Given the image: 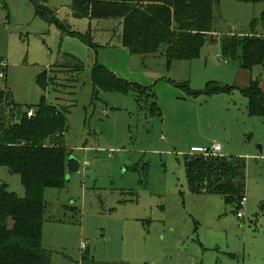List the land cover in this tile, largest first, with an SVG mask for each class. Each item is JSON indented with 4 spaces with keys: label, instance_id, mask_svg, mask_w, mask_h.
<instances>
[{
    "label": "rangeland",
    "instance_id": "rangeland-1",
    "mask_svg": "<svg viewBox=\"0 0 264 264\" xmlns=\"http://www.w3.org/2000/svg\"><path fill=\"white\" fill-rule=\"evenodd\" d=\"M70 5L0 0L1 84L23 108H34L43 96L65 109L63 144L80 163L77 173L65 174L63 187L42 191L41 244L51 263L264 264V118L248 113L247 99L236 89L193 96L180 86L201 92L208 83L236 85L241 48L228 56L221 41L250 30L264 2L218 0L214 40L210 36L196 59L169 65L161 53L122 49L116 20L74 18ZM37 7L50 17L37 14ZM88 27L97 51L70 34ZM71 57L83 66L80 72ZM95 60L121 78L152 86L159 115L149 112L145 97L94 91ZM251 70L264 81V66ZM41 72L45 89L37 83ZM213 143L220 144L219 155L244 160L246 201L240 209L188 186L185 156ZM8 173L2 169L8 190L23 197L19 175Z\"/></svg>",
    "mask_w": 264,
    "mask_h": 264
},
{
    "label": "trees",
    "instance_id": "trees-1",
    "mask_svg": "<svg viewBox=\"0 0 264 264\" xmlns=\"http://www.w3.org/2000/svg\"><path fill=\"white\" fill-rule=\"evenodd\" d=\"M252 4L264 0H238ZM218 0H71L70 10L74 18L90 20L113 19L118 21L119 31L114 35L118 43L130 54L141 56L161 53L167 65L173 60L196 59L202 46L211 41L213 7ZM37 7V14L49 18L50 14ZM53 20L52 18H50ZM264 29V10L250 22L247 35H228L221 41L222 51L235 57L241 48L240 66L251 70L254 65L264 66V36L256 27ZM64 29L63 24H60ZM90 27V26H89ZM84 33L71 31L88 47L97 51L90 28ZM74 71L83 66L74 57ZM1 66V65H0ZM3 71V72H2ZM0 72L5 73L2 68ZM91 82L94 91L133 93L136 99L149 100L147 109L159 115L152 86H142L118 77L97 62L91 67ZM45 73L37 78L38 85L45 89ZM0 78V264H52L51 252L41 244L42 215L45 202L42 191L45 187L60 188L65 185L66 163L70 152L63 142L67 124L62 109L46 103L41 97L33 108L14 103ZM188 94H219L238 90L247 99L249 114L264 118V98L258 79L247 87L208 83L203 91ZM5 106V107H4ZM6 109H4V108ZM8 108V109H7ZM34 109L32 116L27 111ZM8 113V114H7ZM188 186L194 190L222 196L225 202L240 207L244 197V160L228 156H203L189 154L184 158ZM2 169L17 174L24 189L18 197L8 190L2 180ZM264 204L261 205L263 211ZM239 210L237 211V213ZM11 221V226H9Z\"/></svg>",
    "mask_w": 264,
    "mask_h": 264
},
{
    "label": "crops",
    "instance_id": "crops-1",
    "mask_svg": "<svg viewBox=\"0 0 264 264\" xmlns=\"http://www.w3.org/2000/svg\"><path fill=\"white\" fill-rule=\"evenodd\" d=\"M264 10V8L261 10V12ZM117 25H118V21H117ZM260 27V28H259ZM214 31L212 32L213 35V40H214V36L216 35V29H213ZM256 31L258 33H264V29L261 26H257L256 27ZM250 32V30H240L238 33H230L229 35H237V36H242V35H247ZM119 44V43H118ZM120 47L117 46V49H119ZM122 48V47H121ZM124 49V48H122ZM126 50V49H124ZM125 56V55H124ZM2 64V63H1ZM103 65V64H102ZM104 66V65H103ZM106 67V66H105ZM107 68V67H106ZM126 69V68H125ZM110 70V69H109ZM112 71V70H111ZM113 72V71H112ZM252 70H246L243 69L241 67H238L237 73H236V85L235 86H239V87H247L250 82L254 79H258L259 81V88L262 91L263 94V98H264V81L262 79H259L258 77H255L252 73ZM114 73V72H113ZM119 77V76H118ZM125 79V78H123ZM131 82V81H130ZM133 82V81H132ZM135 83H138L142 86H145L146 84L144 82H140L139 80H137ZM242 95V94H241ZM221 151V150H220ZM193 153V152H192ZM5 172H7V169H5ZM8 174H11V172L8 170Z\"/></svg>",
    "mask_w": 264,
    "mask_h": 264
},
{
    "label": "built area",
    "instance_id": "built-area-1",
    "mask_svg": "<svg viewBox=\"0 0 264 264\" xmlns=\"http://www.w3.org/2000/svg\"><path fill=\"white\" fill-rule=\"evenodd\" d=\"M1 66H3L2 64H0ZM4 75L2 72H0V78H3ZM34 114V109H29L27 111V116H32ZM221 150V146L218 143H213L210 147L207 148H203L200 152H193L194 154H199V155H203V156H217L219 155V152ZM246 198L243 197L240 201V207H243L245 204ZM238 217L242 216L241 211H239L237 213Z\"/></svg>",
    "mask_w": 264,
    "mask_h": 264
},
{
    "label": "water",
    "instance_id": "water-1",
    "mask_svg": "<svg viewBox=\"0 0 264 264\" xmlns=\"http://www.w3.org/2000/svg\"><path fill=\"white\" fill-rule=\"evenodd\" d=\"M79 161L75 157H68L66 163V175L70 176L79 171Z\"/></svg>",
    "mask_w": 264,
    "mask_h": 264
}]
</instances>
